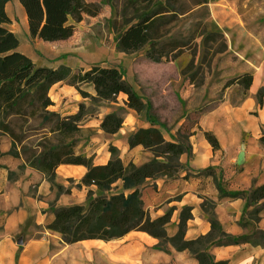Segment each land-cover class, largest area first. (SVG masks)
Listing matches in <instances>:
<instances>
[{"label":"trees","instance_id":"16d2710c","mask_svg":"<svg viewBox=\"0 0 264 264\" xmlns=\"http://www.w3.org/2000/svg\"><path fill=\"white\" fill-rule=\"evenodd\" d=\"M110 5L111 0H103ZM10 0H0V135L8 136L12 146L8 152L23 158L26 165L41 172L52 184L60 165H84L87 172L81 185L87 188V202L71 206H52L55 219L48 225L50 230L61 234L65 243L83 240L111 241L123 238L132 231L148 233L158 239V250L169 252L166 245L178 251H189L199 264H227L215 262L208 253L212 244H260L254 235L231 236L225 231L212 212L213 203L205 201L203 207L211 214V231L195 240L186 239L187 223L192 218L191 208L185 207L180 215L178 231L169 235L167 226L172 220L173 210L153 218L145 208L142 190L148 181L159 178H176L184 167L180 162L183 154H190L188 142L165 138L161 123L150 114V104L141 97L126 80L121 69L114 66L94 65L89 69L73 71L62 65L58 68L37 65L31 57L19 50L20 40L10 29L12 18L7 10ZM27 16L29 36L45 42L66 41L75 36L77 25L86 18L102 15L98 0H19ZM179 0H124L125 15L133 12L127 26L117 32L116 45L119 51L136 53L145 49L146 57L154 62L173 61L185 50L191 49L190 42L159 40L162 23L178 12ZM208 0H192L191 9L204 6ZM113 28L116 27L113 23ZM202 38L204 58L212 59L228 49L224 35L219 31L206 32L200 24L192 40ZM148 47V48H147ZM197 46L193 52H197ZM176 52V53H175ZM210 66V65H209ZM192 60L182 69L190 83H196ZM253 82L252 73L232 79L226 86L238 84L248 90ZM65 83L75 87L84 98L93 101H114L121 93L127 96L126 106L138 113L145 111L151 123L130 135V147L142 145L153 154V159L138 166L125 163L118 149L110 147L112 159L105 165H95L92 157L76 152L78 141L74 135L81 130L86 105L81 103L79 111L62 115L52 111L54 105L51 89L55 84ZM92 84L96 95H91L83 86ZM200 84V83H199ZM263 98L259 99L262 105ZM123 119L116 112L108 113L101 128L107 134L119 132ZM194 134V133H193ZM191 136V135H190ZM212 146L219 148L216 137L205 132ZM163 158L164 161L160 160ZM213 168L202 173L211 174ZM14 172L9 177L14 179ZM188 177V176H187ZM121 183V186L119 185ZM119 186V187H118ZM114 189L118 190L113 192ZM231 197L247 200L246 220L258 222L264 210V184L248 192L228 193ZM252 208V209H249ZM250 222V223H251ZM264 235V231L260 230Z\"/></svg>","mask_w":264,"mask_h":264},{"label":"crops","instance_id":"0c3cea01","mask_svg":"<svg viewBox=\"0 0 264 264\" xmlns=\"http://www.w3.org/2000/svg\"><path fill=\"white\" fill-rule=\"evenodd\" d=\"M23 12V36L28 44L22 47L20 36L10 29L20 40L19 50L31 57L37 65L52 68L65 65L78 71L94 65L121 69V64L126 69V80L148 102L142 86L135 80L142 76V63L136 62L132 54L109 51V63V60L96 57L93 54L95 50L90 51L92 48L51 47L52 44L71 43L82 30L87 18L77 25V32L71 39L45 42L30 38L24 9ZM33 44H37V50L41 47L50 54L40 57L30 51ZM247 48L259 51L253 55L248 52L241 54L243 70L238 76L252 73L250 88L246 93L243 92L240 101L236 102L228 94L221 104L202 116L199 130L189 139L190 154H183L180 158L184 170L176 178L150 180L142 190L145 208L153 218L173 210L172 220L167 226L171 236L178 231L180 215L185 207H190L192 213L187 223L186 239L195 240L211 231V214L203 207L205 201L213 203L212 212L225 233L235 237L253 234L250 230L251 221L246 220L247 200L228 195L248 192L264 184V96L262 105L257 98L259 91L264 90V44L252 41L247 44ZM69 53H75L76 56H64ZM79 54H85V57L80 58ZM86 87L91 89V95H96L92 84L83 86ZM78 92L68 84H55L51 89L54 105L50 109L62 115L77 113L82 103L77 99ZM118 97L122 103L115 104L127 108L122 115L123 124L119 132L107 134L101 128L103 118L87 120L81 124V130L88 131L87 138L84 144L77 145L76 152L92 157L95 165H105L112 159L110 147L114 146L125 163L133 162L141 166L152 160L153 154L142 145L130 147L128 139L138 129L150 127L151 123L141 113L126 106L125 94L121 93ZM113 111L119 113L116 108H112L107 109L103 115ZM205 132H211L216 137L219 148L212 146ZM163 134L167 140H175L173 133ZM11 146V139L0 135V264H199L196 256L187 250L178 251L173 247L169 248V252L158 250L155 247L158 239L141 231H132L123 238L111 241L95 239L65 243L61 234L48 228L55 219L52 206L87 202V188L81 185L87 167L60 165L55 178V183L63 189L59 194L57 187L52 186L41 172L27 165L21 170L25 160L9 155ZM209 168L214 169L211 174L202 173ZM10 172L16 174L14 179L9 177ZM255 226L264 231V210ZM111 243L113 249H107ZM208 253L215 262L264 264V243L212 244Z\"/></svg>","mask_w":264,"mask_h":264},{"label":"rangeland","instance_id":"374dc122","mask_svg":"<svg viewBox=\"0 0 264 264\" xmlns=\"http://www.w3.org/2000/svg\"><path fill=\"white\" fill-rule=\"evenodd\" d=\"M98 1L102 6V15L94 19L87 18L82 30L71 43L52 44L53 49L88 47L92 48L90 49L92 52L95 50L93 54L103 60L111 59L107 57L109 51L121 52L116 45L117 32L127 26L133 17V12L129 11L125 15L124 0H111L110 5L103 0ZM191 2L192 0H179L175 5L178 12L162 23L159 32L162 35L159 40L161 43L173 40L191 41L189 44L191 49L185 50L173 61L163 60L159 63L149 60L145 49L136 53L121 52L127 55L132 54L136 62L142 63V76L136 77L135 80L142 86L143 93L150 104V114L161 123V130L167 134L173 133V137L177 136L185 143L188 142L190 135L199 130L202 116L221 104L228 94L236 102L240 101L243 92L246 93L247 90L238 84L226 85L238 77L243 70L241 54L248 52L253 55L259 52L255 49L248 50L247 44L252 41H261L264 44V0H208L206 5L194 9H191ZM7 10L12 18L9 27L20 36L22 47H24L28 43L23 36L25 25L22 5L19 0H10ZM200 24L204 25L206 32H221L227 41V51L205 60L203 39H191ZM196 46L197 52L194 53L193 49ZM36 48L37 44H33L30 51L36 52L40 57L50 54L48 50ZM67 55L76 56L75 53L64 56ZM78 57L84 58L85 54H79ZM192 60L195 62L192 71L196 74L195 84L190 83L182 74V69ZM109 63H111L110 60ZM119 66L125 75L126 69L121 64ZM84 89L91 91L89 87ZM77 95V99L86 105V114L82 123L104 118L106 115L103 114L107 109L116 108L121 117L127 111L123 105L115 104L122 103L119 97L114 101H93L90 98H84L79 92ZM263 96L264 90L261 89L257 95L258 101ZM141 114L147 118L145 111ZM87 135L88 131L83 129L75 134L74 138L78 144H84ZM160 160L164 161L163 158ZM119 185L121 186V183ZM57 189L59 194L63 190L59 187ZM116 191L118 190L114 189L113 192ZM250 225L255 240L264 243L262 232L256 228L254 222ZM166 247L171 248L170 245ZM107 249H113V243Z\"/></svg>","mask_w":264,"mask_h":264}]
</instances>
